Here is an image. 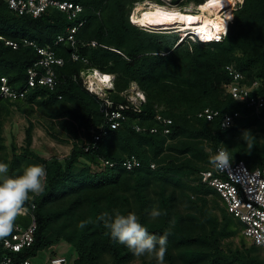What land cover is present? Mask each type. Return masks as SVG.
Listing matches in <instances>:
<instances>
[{
    "label": "trees",
    "instance_id": "trees-1",
    "mask_svg": "<svg viewBox=\"0 0 264 264\" xmlns=\"http://www.w3.org/2000/svg\"><path fill=\"white\" fill-rule=\"evenodd\" d=\"M67 1L84 7L75 22L56 10L35 19L0 4V78L7 77L16 90L28 86V71L42 56L25 41L64 60L63 66H54L57 85L53 91L37 85L27 91L25 99H0V159L9 165L8 175H21L24 164H42L47 173L44 191L26 202V211L15 221L28 228L33 218L36 220L34 243L11 255L17 262L31 261L40 251L48 250V258L64 256L69 264H103L106 256L112 257V264H127L133 253L114 240L97 218L104 212L114 214V210L126 215L131 212L133 197L139 220L148 231L157 236L167 234L164 257L169 264H263L250 251L229 255L222 249V242L235 234L233 221L240 232L242 226L227 212L217 191L202 183L201 175L214 171L213 158L225 148L233 162L243 161L252 170L264 169V108L256 112L233 98L229 91L233 78L226 69L234 66L243 73L245 85L258 82L256 95L264 98V0H244L230 14L225 39L207 44L190 39L179 43L176 33H150L134 26L131 9L146 0ZM207 1L185 3L202 5ZM80 20L85 24L76 35L77 52L89 64L74 62V49L68 44H56L57 37ZM92 42L98 45L92 47ZM92 69L115 76L114 90L107 93L114 109L128 105L127 93L133 83L146 96L139 110L122 111L125 119L120 120L118 129L107 125L102 112L107 104L84 84L82 73ZM35 70L40 75L46 72L41 66ZM207 109L217 113L212 121L202 115ZM17 112L28 119L25 144L19 150L12 142L7 159L2 156L3 133L6 119ZM36 112L44 118L53 139L73 145L64 161L49 162L32 149L35 124L31 117ZM235 114L239 116L233 124L223 128L224 117ZM159 117L172 121L169 134L164 133L167 126ZM137 126L142 130L137 131ZM245 132L250 133L247 141L242 138ZM132 155L140 165L129 171L123 163ZM79 163L83 168L76 172ZM150 191L157 196L155 204ZM179 198L188 200L197 215L188 220L174 213ZM208 198L223 205L222 221L209 216ZM155 205L164 213L159 223L149 219ZM81 222H86L84 228L79 227ZM62 241L70 244L76 255L56 253L54 245ZM4 253L0 238V261Z\"/></svg>",
    "mask_w": 264,
    "mask_h": 264
},
{
    "label": "built area",
    "instance_id": "built-area-1",
    "mask_svg": "<svg viewBox=\"0 0 264 264\" xmlns=\"http://www.w3.org/2000/svg\"><path fill=\"white\" fill-rule=\"evenodd\" d=\"M3 2L15 12L21 15H31L35 19L40 18L50 10H56L64 14L68 21L75 22L84 12V7L81 4L67 0H0V4ZM84 24L85 20H80L78 24L68 26L66 32L57 37L56 44H68L74 49L71 56L74 62L82 61L85 64H89L88 60L81 57L77 52L79 43L76 35ZM225 36L226 34L216 33L213 40L216 43H221L225 39ZM198 39L202 40L199 36L198 38L194 37L195 41H198ZM25 44L35 47L42 58L34 68L28 71V86L24 90L14 89L9 84L7 77H1L0 99L11 101L25 99L27 91L37 85L46 86L51 91L56 88L57 80L54 66H63L64 60L55 57L52 51L38 48L34 42L25 41ZM7 45L13 49L18 48V45L13 42H7ZM97 45V42L91 43L92 47H96ZM38 66L46 69L45 74L40 75L35 70ZM226 69L233 78V82L229 88L233 98L255 109L256 112H260L264 108V98L256 95L259 88L258 82H253L249 86L245 85L242 83L245 80L243 73L239 72L234 66H227ZM93 73L96 74L97 71L94 70ZM82 74H86V77H84L86 83L90 82L89 77L91 73L86 72ZM87 88L91 91V87L88 86ZM100 92H98L97 96L107 104L106 108L102 106V112L105 113L106 123L111 129H118L120 127V120L125 119L122 113L123 110L129 108L139 110V107L146 102L145 94L135 83L131 85L129 93H127L128 105L121 104L116 109H114V103L109 99L107 92ZM202 115H206L207 119L212 121L217 113L207 109ZM238 116L239 114H235L234 117L225 116L222 124L223 128L230 127L233 124L234 118ZM160 119L167 126L164 133L169 134L168 126L172 124V121L159 117ZM136 130L141 131L142 129L137 126ZM156 131V129H152L153 133ZM95 139L99 140V136H96ZM104 163L113 167V164L108 161ZM139 165V160L135 155H132L123 163V166L129 171L134 170ZM151 167L155 168V165L152 164ZM201 176L202 183L217 191L227 212L241 223V234L252 245L264 250V169L257 168L252 170L243 161L233 162L228 155L227 162H216L214 171H205ZM36 229L37 224L34 218L28 228L15 224L11 234L2 238V246L5 253L1 256L0 264H32L30 260L17 262L12 255H16L23 251V249L31 247L35 240ZM47 264H69V261L64 256H51L47 258Z\"/></svg>",
    "mask_w": 264,
    "mask_h": 264
},
{
    "label": "rangeland",
    "instance_id": "rangeland-1",
    "mask_svg": "<svg viewBox=\"0 0 264 264\" xmlns=\"http://www.w3.org/2000/svg\"><path fill=\"white\" fill-rule=\"evenodd\" d=\"M148 2L158 3L160 5H163V3H164L162 0H158V2L146 0L143 3H139V4L136 3L135 6L133 7V9H131L130 18L132 16V14L138 15L139 14V11H138L139 7L144 6ZM169 3H171V1H169ZM179 4L180 5L173 4L172 9H174V10L176 9V11H178L180 15L186 14L188 9L191 12L195 11V14H196L197 5H195V3H189L188 4V3H185V1H183V0H179ZM241 5L242 4L239 3L238 5L235 6V8L232 11H227L226 14H227L228 20H230V14L234 13L235 10H237ZM191 14H194V13L192 12ZM194 15L192 17H194ZM208 16H209V18L212 17L210 15H208ZM130 22H131V20H130ZM153 24H154L153 29H154V26H158L156 23H153ZM158 29L167 30L163 26H158ZM148 32H153V31L148 30ZM167 32L178 33L180 31H175V30L169 31V30H167ZM88 72H90V71H88ZM82 77H86V74H82ZM85 82L86 81H84V84H85ZM102 90L103 89H101V91ZM31 119L35 124V128L33 131L34 142L32 145V149L35 152H37L42 158L48 160L49 162L53 161L54 159H59L60 161H64V159L70 155L73 145L71 143L59 142V141L53 139L47 130V124H46L44 118L42 117V115L40 114V112L34 113L33 117H31ZM27 127H28V119L24 115H22L18 112L15 113L10 118L6 119L5 129H4V133H3V137H4V141H5V150L2 151L3 157L6 156L7 159L10 158L12 142H14L18 146L19 150H21L22 146L25 144V142H24L25 130ZM81 161L90 165V162L86 161V159H84V158H81ZM0 162L5 163V161L3 159H0ZM29 165L30 164H28V165L24 164V166H23L24 169L26 167H28ZM91 167H93L94 170H96V171L100 170L99 168H97L94 165H92ZM81 168H83V164L79 163L77 166L76 172H78ZM258 168H261V167H258ZM35 195L36 194H30V199H33ZM149 195H151L150 196L151 201L155 204L157 202V196H155L151 191H150ZM208 199H209V207H208L209 216L218 217L220 219V221H222V217L224 214L223 205L221 204V202L219 200H217V202L214 203L211 198H208ZM131 201H132L131 212H134L139 218L138 212L136 210L135 198L132 197ZM190 204L191 203L188 200H186L184 198L183 199L179 198V200L177 199V202L175 204L173 211H174V213H179V215H181V216H183L189 220L190 215H193V216L197 215V211L193 210V207ZM58 205H56L55 207H57ZM155 207L157 208V205H155ZM198 216H200L199 212H198ZM149 219H150L151 223L160 221L159 220L160 217H158L156 219H152L150 217ZM231 230L235 231V234L233 236H231L230 238L225 239L222 242V244H221L222 249L229 255L231 253L238 251V250L243 254L250 251L249 253L251 256L256 257L259 262H262L264 264V250H262V249L252 250L253 249L252 243L249 240L245 239L241 235L240 227L235 220L233 221V223L231 225ZM54 246L56 249V253H61V254L70 253L72 256L76 255L75 249L70 244H68L64 241H62L61 243L54 245ZM48 252H49L48 250L40 251L35 257L32 258V260H31L32 264H46V260L48 258V254H49ZM103 264H112V257L106 256V258L103 261ZM127 264H158V260H157L155 255H151V256L145 255L142 257L134 256L133 260ZM162 264H169L168 261L165 260L164 256H163Z\"/></svg>",
    "mask_w": 264,
    "mask_h": 264
},
{
    "label": "clouds",
    "instance_id": "clouds-1",
    "mask_svg": "<svg viewBox=\"0 0 264 264\" xmlns=\"http://www.w3.org/2000/svg\"><path fill=\"white\" fill-rule=\"evenodd\" d=\"M162 1L164 2L165 0ZM164 4L165 3H163V5ZM173 4L180 5L179 0H171V5ZM153 32L160 33L157 31ZM187 33L192 34L190 32ZM193 36L196 37L195 35ZM198 42L203 44L206 43L205 41L199 39ZM94 70H96L100 75L106 76L97 69H92L90 73H93ZM109 76L111 78L110 87H106V90H104L107 93L114 90L115 87V76L110 74ZM85 86L86 88L88 87L86 82ZM87 90L95 95L99 92L93 93L88 88ZM249 135L250 133L245 132L242 138L247 141ZM213 160L215 162H227L228 152L226 148L221 149ZM8 173L9 165L7 163L0 162V238H4L11 234L17 217L26 211L24 206L26 202L29 201L30 194L38 195L44 191L47 176L46 168L42 164L29 165L24 169L21 175L15 177L8 175ZM162 214L164 213L156 207H153L149 213L152 219H156ZM97 219L103 222V226L105 229L109 230L111 237L118 243L125 245L134 256L142 257L145 255H155L158 260V264H162L163 256L166 250L167 234L157 236L150 233L147 227L140 222L138 216L134 212H129L124 215L121 214L119 210H114V214L104 212L98 216ZM85 223L86 222H81L79 227L84 228Z\"/></svg>",
    "mask_w": 264,
    "mask_h": 264
},
{
    "label": "bare ground",
    "instance_id": "bare-ground-1",
    "mask_svg": "<svg viewBox=\"0 0 264 264\" xmlns=\"http://www.w3.org/2000/svg\"><path fill=\"white\" fill-rule=\"evenodd\" d=\"M169 1L171 0H165L164 5L148 2L144 6H140L139 14H132L131 23L146 31H180L176 33L180 35L179 43L186 39L198 42L194 40L193 35L199 36L206 42L205 44L216 43L213 40L216 33L227 35L226 27L230 22L226 14L227 11H232L239 3L243 4L244 0H206V3L197 5L196 14L195 11H192L195 15L191 14L189 9L186 14L180 15L176 9H172L173 6ZM193 15L194 17H192ZM208 15L212 16V19ZM153 23L163 26L167 30L158 29V26H154L153 29ZM105 75L90 74V82H87V85L91 87L93 93L100 92L101 89L104 91L106 87H110L111 78L109 74ZM105 77L108 79L106 80Z\"/></svg>",
    "mask_w": 264,
    "mask_h": 264
},
{
    "label": "snow or ice",
    "instance_id": "snow-or-ice-1",
    "mask_svg": "<svg viewBox=\"0 0 264 264\" xmlns=\"http://www.w3.org/2000/svg\"><path fill=\"white\" fill-rule=\"evenodd\" d=\"M105 79L107 80L108 78H107V77H105Z\"/></svg>",
    "mask_w": 264,
    "mask_h": 264
}]
</instances>
